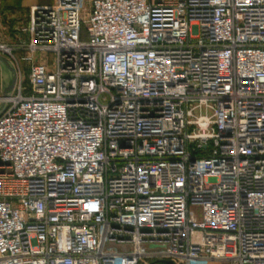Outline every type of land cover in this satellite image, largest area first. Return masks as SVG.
Returning a JSON list of instances; mask_svg holds the SVG:
<instances>
[{
	"label": "built area",
	"instance_id": "2783aa9c",
	"mask_svg": "<svg viewBox=\"0 0 264 264\" xmlns=\"http://www.w3.org/2000/svg\"><path fill=\"white\" fill-rule=\"evenodd\" d=\"M21 31L0 264H264V0H52Z\"/></svg>",
	"mask_w": 264,
	"mask_h": 264
},
{
	"label": "crops",
	"instance_id": "0c3cea01",
	"mask_svg": "<svg viewBox=\"0 0 264 264\" xmlns=\"http://www.w3.org/2000/svg\"><path fill=\"white\" fill-rule=\"evenodd\" d=\"M51 3L52 0H0V38L9 44L26 42L28 37L21 29L27 25L30 7Z\"/></svg>",
	"mask_w": 264,
	"mask_h": 264
},
{
	"label": "water",
	"instance_id": "95a60500",
	"mask_svg": "<svg viewBox=\"0 0 264 264\" xmlns=\"http://www.w3.org/2000/svg\"><path fill=\"white\" fill-rule=\"evenodd\" d=\"M17 83V71L14 64L0 55V94L3 99L11 97ZM6 108V102H0V115Z\"/></svg>",
	"mask_w": 264,
	"mask_h": 264
},
{
	"label": "rangeland",
	"instance_id": "374dc122",
	"mask_svg": "<svg viewBox=\"0 0 264 264\" xmlns=\"http://www.w3.org/2000/svg\"><path fill=\"white\" fill-rule=\"evenodd\" d=\"M7 42H8L7 40H5V39H1V38H0V43L5 44V45H7V46H11V45H13V44H9V43H7ZM21 67H22L23 70L25 69V66L21 65ZM25 70H26V69H25ZM24 77H25V76H24ZM193 210H194L195 212H197V217L200 218V210H199V208L194 207ZM108 245H109L110 247L115 248V249L118 250V251H123V250H128V249H130L129 246H125V247H124V246H118V245H115V244H108ZM194 264H228V263L220 262V261H198V262H196V263H194Z\"/></svg>",
	"mask_w": 264,
	"mask_h": 264
},
{
	"label": "bare ground",
	"instance_id": "6f19581e",
	"mask_svg": "<svg viewBox=\"0 0 264 264\" xmlns=\"http://www.w3.org/2000/svg\"><path fill=\"white\" fill-rule=\"evenodd\" d=\"M193 240H194L195 242H200V235H198V234H193Z\"/></svg>",
	"mask_w": 264,
	"mask_h": 264
}]
</instances>
